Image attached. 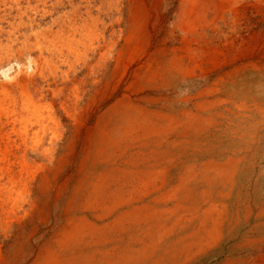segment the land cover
Returning <instances> with one entry per match:
<instances>
[{
    "label": "bare ground",
    "instance_id": "1",
    "mask_svg": "<svg viewBox=\"0 0 264 264\" xmlns=\"http://www.w3.org/2000/svg\"><path fill=\"white\" fill-rule=\"evenodd\" d=\"M0 264H264V0H0Z\"/></svg>",
    "mask_w": 264,
    "mask_h": 264
}]
</instances>
